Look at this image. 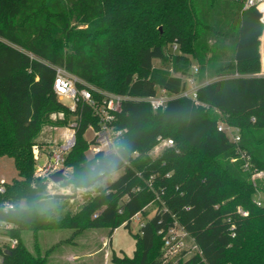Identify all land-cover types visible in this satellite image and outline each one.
<instances>
[{"label": "trees", "instance_id": "1", "mask_svg": "<svg viewBox=\"0 0 264 264\" xmlns=\"http://www.w3.org/2000/svg\"><path fill=\"white\" fill-rule=\"evenodd\" d=\"M260 16L242 0H0V156L12 157L18 172L0 192V204H15L7 212L0 208V220L14 224L9 234L18 239L10 254L3 252V264H48L47 252L26 246V229L108 227L111 235L121 225L130 228L137 212L145 224L134 234V253L113 250L112 264H163L159 230L175 221L199 248L177 264H264V179L256 185L251 179L264 169ZM56 65L129 96L116 120L128 128L116 140L128 149L122 173L63 217L37 208L49 197L46 184L34 178L37 134L81 115L66 158L67 182L77 186L93 185L88 168L106 154H88L86 131L99 119L89 104L72 111L58 98ZM191 76L199 81V103L178 96L155 110L136 98L160 88L180 93ZM59 112L65 117H51ZM220 122L238 127L241 139L219 130ZM161 138L174 145L152 154ZM240 149L251 156V170L243 167Z\"/></svg>", "mask_w": 264, "mask_h": 264}, {"label": "built area", "instance_id": "2", "mask_svg": "<svg viewBox=\"0 0 264 264\" xmlns=\"http://www.w3.org/2000/svg\"><path fill=\"white\" fill-rule=\"evenodd\" d=\"M244 8L255 7L260 12V19L263 24L264 32V0H242ZM174 49L177 48V44L173 45ZM56 76L54 80V91L58 98L63 101L64 98L72 100L70 105H67L72 111H77L78 104L85 102L89 104L94 114L99 119L98 126L90 124L87 131H92V135L87 137L89 141L88 154L90 156L97 155L99 153H109L113 146H116V140L122 136L128 128L117 127V113L121 110L122 102L129 98L127 95L120 93L110 92L103 90L79 75L69 71L63 66H54ZM198 67L193 65V72H197ZM260 74V73H257ZM188 81L191 88H186L180 93H170L165 88H160L157 93L145 97H136L147 101L151 104L153 109H160L167 105L169 100L178 96L191 97L196 103H199L197 99V87L198 83L193 76L188 77ZM95 93H99L100 97H96ZM65 113H54L53 118H64ZM81 115L77 114L73 116L68 124L63 126H55V129L63 128L62 141L52 140L40 146L35 144L33 147L34 157L36 160V167L34 171V178L36 180L43 181L46 184L47 194H49V186H52V191L55 195L52 196H64L71 198H78L81 201H88L94 194L91 193V186H77L72 182H67L70 176V167L66 165V158L68 153L74 147L77 141V130L80 126ZM219 130L226 131L233 141L238 142L241 137L238 127L228 125L225 122L219 123ZM174 141L171 138H161L159 143L154 147L153 151L157 154L166 147H172ZM152 151V152H153ZM241 157L244 159L243 167L246 170H251L252 161L251 156L244 150L240 149ZM135 155H139L135 152ZM63 170L66 175L65 179L56 181L52 178V174ZM251 179L256 185L257 179H264V169L254 170ZM88 189L87 191H79L78 189ZM6 190L5 180L0 181V192L4 193ZM96 192V191H95ZM51 196V195H50ZM86 196V197H85ZM257 204L261 205L262 200L255 199ZM0 208L7 212L15 208L14 202L6 200L0 204ZM239 211L243 214H247V211L239 208ZM95 215H98L97 213ZM129 223L131 225L137 224L141 229L145 220L141 212L134 214ZM14 227V224L7 220H0V264H3L4 254L8 249L14 248L18 239L9 234V230ZM159 232L163 235L164 239V261L163 264H177L180 257L188 259L193 254L199 251L198 245L194 238L186 231V229L178 222L168 228H162ZM194 248V251L191 249Z\"/></svg>", "mask_w": 264, "mask_h": 264}, {"label": "rangeland", "instance_id": "3", "mask_svg": "<svg viewBox=\"0 0 264 264\" xmlns=\"http://www.w3.org/2000/svg\"><path fill=\"white\" fill-rule=\"evenodd\" d=\"M159 27L163 29L162 26ZM260 40L261 71L259 73L264 75V32ZM154 62L160 64L158 59H155ZM201 82H204V79ZM191 87L192 85L189 84L188 88ZM62 102L70 105L72 100L64 98ZM53 115L54 113L51 116L52 118ZM54 127L55 125L43 126L35 138L36 144L52 140L62 141L63 128L54 130ZM91 135L92 131L86 133L87 137ZM152 151V154H156ZM122 171L119 170V175ZM17 175L18 172L13 158L6 155L0 156V181L1 179L8 182L12 181V178ZM111 181L113 180L108 181L105 185ZM91 189L92 191L89 194H94L96 187L91 185ZM255 199L262 200L263 204V194L261 192L257 191ZM86 202L78 198L49 195V197L43 198L37 203V208L40 212L51 208L55 217H63L66 214L76 213ZM41 209L46 210L42 211ZM138 230L137 224L131 225L130 228L121 225L111 235L108 227L90 228L80 233H76L72 228H42L37 230L26 229L23 231L22 236L26 246L34 254L48 253V264H112L110 255L113 250L118 253L124 252L127 255H133L136 248L134 234ZM191 250L194 251V248Z\"/></svg>", "mask_w": 264, "mask_h": 264}, {"label": "clouds", "instance_id": "4", "mask_svg": "<svg viewBox=\"0 0 264 264\" xmlns=\"http://www.w3.org/2000/svg\"><path fill=\"white\" fill-rule=\"evenodd\" d=\"M126 146H113L102 160H97L90 164L87 171V178L94 181L93 187H102L108 181L115 180L119 175V168L122 163H126ZM79 191H87L88 189H78ZM49 194L55 195L52 186H49ZM46 210V209H41Z\"/></svg>", "mask_w": 264, "mask_h": 264}, {"label": "water", "instance_id": "5", "mask_svg": "<svg viewBox=\"0 0 264 264\" xmlns=\"http://www.w3.org/2000/svg\"><path fill=\"white\" fill-rule=\"evenodd\" d=\"M52 178L56 181L62 180L66 178V175L63 173V170H59L52 174ZM6 253L10 254L12 251L10 249L5 251Z\"/></svg>", "mask_w": 264, "mask_h": 264}]
</instances>
